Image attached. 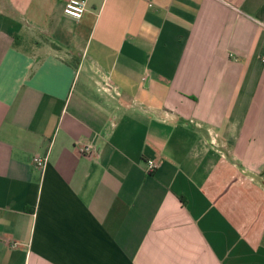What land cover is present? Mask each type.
I'll return each mask as SVG.
<instances>
[{"label":"crops","instance_id":"0c3cea01","mask_svg":"<svg viewBox=\"0 0 264 264\" xmlns=\"http://www.w3.org/2000/svg\"><path fill=\"white\" fill-rule=\"evenodd\" d=\"M65 2L0 0V264H264V0Z\"/></svg>","mask_w":264,"mask_h":264},{"label":"built area","instance_id":"2783aa9c","mask_svg":"<svg viewBox=\"0 0 264 264\" xmlns=\"http://www.w3.org/2000/svg\"><path fill=\"white\" fill-rule=\"evenodd\" d=\"M86 4L87 0H66L63 5V13L68 17L74 18V20H79L83 16ZM47 158V155L38 156L34 154L33 161L35 166L43 169L44 165L47 163ZM156 167L157 164L153 160L147 161L146 170L148 172H151Z\"/></svg>","mask_w":264,"mask_h":264}]
</instances>
